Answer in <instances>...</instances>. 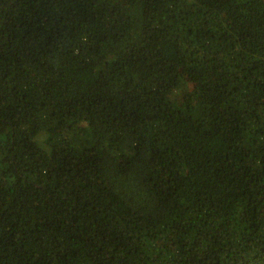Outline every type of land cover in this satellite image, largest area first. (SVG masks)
I'll return each instance as SVG.
<instances>
[{"label": "trees", "instance_id": "obj_1", "mask_svg": "<svg viewBox=\"0 0 264 264\" xmlns=\"http://www.w3.org/2000/svg\"><path fill=\"white\" fill-rule=\"evenodd\" d=\"M0 264H264V0H0Z\"/></svg>", "mask_w": 264, "mask_h": 264}]
</instances>
